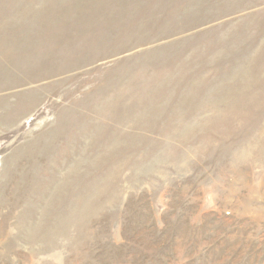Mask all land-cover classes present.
I'll use <instances>...</instances> for the list:
<instances>
[{"label":"rangeland","instance_id":"1","mask_svg":"<svg viewBox=\"0 0 264 264\" xmlns=\"http://www.w3.org/2000/svg\"><path fill=\"white\" fill-rule=\"evenodd\" d=\"M0 264H264V0H0Z\"/></svg>","mask_w":264,"mask_h":264}]
</instances>
